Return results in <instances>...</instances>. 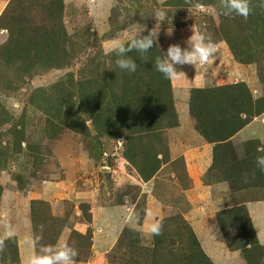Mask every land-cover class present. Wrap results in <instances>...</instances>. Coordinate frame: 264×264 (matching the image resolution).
I'll return each mask as SVG.
<instances>
[{"label": "rangeland", "instance_id": "obj_1", "mask_svg": "<svg viewBox=\"0 0 264 264\" xmlns=\"http://www.w3.org/2000/svg\"><path fill=\"white\" fill-rule=\"evenodd\" d=\"M249 5L245 19L226 14L221 0H0V264H31L43 248L61 246L77 252L74 264H214L183 216L184 162L166 165V130L153 136L141 132L142 118L107 119L148 93L143 64L152 63L154 48L161 55L174 44L183 49L193 34L219 47L207 65L176 66L178 110L191 105L198 70L218 79L208 87L242 85L246 96L230 89L239 103L264 100V11L260 0ZM159 11L165 17L157 21ZM150 32L151 54H127L136 72L117 68L115 46ZM249 116L243 111L237 121ZM129 131L136 132L130 140L121 137ZM250 142L229 146L216 165L222 175L216 169L209 180L226 176L229 162L239 170L237 186L263 185L264 171L250 173L259 172L264 145L258 152L259 141ZM154 204L163 211L152 223L159 235L142 230ZM223 228L246 264H264L241 209L226 215Z\"/></svg>", "mask_w": 264, "mask_h": 264}, {"label": "crops", "instance_id": "obj_2", "mask_svg": "<svg viewBox=\"0 0 264 264\" xmlns=\"http://www.w3.org/2000/svg\"><path fill=\"white\" fill-rule=\"evenodd\" d=\"M204 72L201 74V71L198 70L196 75L190 76L193 86L206 88L219 84L215 76ZM175 107L179 123L166 130L170 157L166 165L178 159H182L184 162L186 187L182 189L185 203L183 216L190 224L204 253L214 264H246L243 258V249H233L229 246L226 236L228 234L225 233L223 223H225L227 214L238 213V210L241 209L252 230L248 235H254L258 245L264 247V184L261 186L253 184L250 187L241 184L237 186L239 170H236V166L230 167L229 162L225 165L227 168L222 169L226 172V176H219L213 180H209V177L217 175L220 165L219 167L216 165L221 163L220 159L223 158L224 152L229 146H234L236 150V147H243V144L248 141L257 140L259 141L257 150L261 152L262 145H264V117L260 115L250 120L230 139L218 143L209 141L199 132L190 106H185L183 112L177 109V105ZM221 151H223L222 156L220 155ZM164 166L159 167L155 174L156 177ZM218 172L222 175L221 169ZM172 173L175 176V172ZM250 175L258 174L252 172ZM256 178H261V176H256ZM259 192L263 193L260 197L257 196ZM162 215L163 211L158 207V204L152 205V208L147 212L142 230L152 228V223L154 224Z\"/></svg>", "mask_w": 264, "mask_h": 264}, {"label": "trees", "instance_id": "obj_3", "mask_svg": "<svg viewBox=\"0 0 264 264\" xmlns=\"http://www.w3.org/2000/svg\"><path fill=\"white\" fill-rule=\"evenodd\" d=\"M250 2L251 0L249 3ZM263 8L260 10L262 16L264 11ZM7 29L9 31L11 30L10 27ZM14 36V34H11L10 37L12 38ZM13 41L15 40L13 39ZM7 49L11 50L10 47H7ZM157 52L158 49L154 48L152 54L150 52L147 53L151 54L152 63L145 61L143 64V66H147V64L149 65L147 67L149 74L147 81L149 84L146 85L148 93L144 97L142 96L143 98L141 100L139 99L140 96H138L137 93L134 94L136 101H140L137 107L132 108L127 106L125 102H122L126 110L122 109L115 114V116L112 114L110 116L111 120L107 119L108 121L114 122L115 120L113 121V118L117 119V115L119 114H121L120 118H118L120 119L121 124H125L133 117L142 118L145 127L140 128L141 132L153 136H155V134L159 135L161 131L178 125L179 119L173 102L171 79L165 78L155 69V60L158 57L163 58L160 51L159 54H157ZM142 69L143 68L141 67V70ZM240 86L242 85L234 84L217 88H194L192 90L190 105L191 114L196 121L197 129L209 141L218 143L227 141L237 131L243 128L256 113L258 114L264 112V100H262L263 102H254V99H252V101L251 99H246L239 103L240 96H235V98L230 89L237 92L240 90V93H242L243 96H246L247 91H242ZM136 87H139L138 83H134L132 85V90ZM139 94L143 95L144 92L140 91ZM121 100H123L122 96ZM81 102L86 104V101L84 102L83 100H80V103ZM243 111L247 114L250 113L251 116L244 121L240 120L238 122L237 116ZM137 114H139V116H137ZM166 119H169V121L164 123ZM120 126V124H116L117 134H120L119 131L123 132L120 130ZM129 126L132 127L131 125ZM135 134V131H129L128 133L126 132L121 134V137L130 140V138H132ZM159 166L160 164L157 168H155L154 174L159 169ZM262 172L263 171L259 170L257 174L260 175Z\"/></svg>", "mask_w": 264, "mask_h": 264}, {"label": "clouds", "instance_id": "obj_4", "mask_svg": "<svg viewBox=\"0 0 264 264\" xmlns=\"http://www.w3.org/2000/svg\"><path fill=\"white\" fill-rule=\"evenodd\" d=\"M223 8L227 13H235L239 16L247 17L250 14L249 0H221ZM261 6H264V0H260ZM158 20H162L165 17L163 11H159L155 14ZM156 43L153 32L148 35H139L136 38L131 39L127 46L119 44L115 46V54L117 59L115 60L116 67L121 71H127L129 73H135L137 70V63L127 54L133 50L138 53H147L153 48ZM187 47L181 48L179 44L169 46L167 54L163 55V58H157L155 60V69L161 75L167 79H175L177 74V65L190 64L195 67L197 65H207L209 60L214 57L218 52V45L211 39L206 38L204 35L193 34L187 41ZM256 165L264 171V155L257 156ZM152 234L159 235L160 228L155 226L151 229ZM42 255L34 256L31 259V264H74V259L77 257V252L68 246L61 247H46L42 250Z\"/></svg>", "mask_w": 264, "mask_h": 264}]
</instances>
